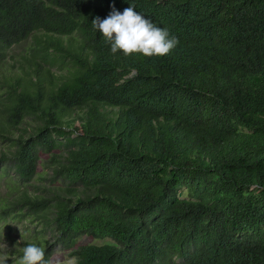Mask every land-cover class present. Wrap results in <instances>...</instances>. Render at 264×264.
Wrapping results in <instances>:
<instances>
[{"label": "trees", "instance_id": "obj_1", "mask_svg": "<svg viewBox=\"0 0 264 264\" xmlns=\"http://www.w3.org/2000/svg\"><path fill=\"white\" fill-rule=\"evenodd\" d=\"M129 6L179 44L112 54L92 20ZM4 243L264 264V0H0Z\"/></svg>", "mask_w": 264, "mask_h": 264}, {"label": "clouds", "instance_id": "obj_2", "mask_svg": "<svg viewBox=\"0 0 264 264\" xmlns=\"http://www.w3.org/2000/svg\"><path fill=\"white\" fill-rule=\"evenodd\" d=\"M92 26L110 44L112 54L122 52L125 56L141 54L161 57L168 55L179 44L178 38L171 35L168 29L157 26L131 6L122 13L113 7L106 18L93 19ZM9 260L12 264H50L45 261V249L35 243L24 246L23 254L18 259L11 256L4 243L0 247V264H7ZM57 264H78V258L65 256Z\"/></svg>", "mask_w": 264, "mask_h": 264}, {"label": "rangeland", "instance_id": "obj_3", "mask_svg": "<svg viewBox=\"0 0 264 264\" xmlns=\"http://www.w3.org/2000/svg\"><path fill=\"white\" fill-rule=\"evenodd\" d=\"M29 44H30V39L27 40V44H23V45L21 44V45L15 47L13 49V53L17 54L19 52L25 51L24 50L25 47L26 46L28 47ZM4 63L8 64V62H4ZM40 170H41V166L39 167V171ZM27 225H28V222H27ZM14 227L16 229V233H19L21 231L19 226H14ZM78 243L79 244H95V245L114 244V242L111 239H108V238H105V239H93V238H90V237H81L78 240ZM65 256H68L66 252L57 249L54 252V254L52 255L51 259H50V264H57V261L58 260L62 261Z\"/></svg>", "mask_w": 264, "mask_h": 264}]
</instances>
